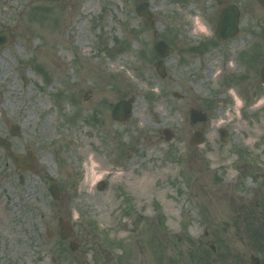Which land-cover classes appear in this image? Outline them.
I'll return each instance as SVG.
<instances>
[{
	"label": "rangeland",
	"instance_id": "obj_1",
	"mask_svg": "<svg viewBox=\"0 0 264 264\" xmlns=\"http://www.w3.org/2000/svg\"><path fill=\"white\" fill-rule=\"evenodd\" d=\"M85 1L0 0L9 34L0 135L15 153H34V169L18 171L0 148V264H264L253 232L264 233V10L256 0ZM142 1L152 28L134 11ZM228 2L239 5V32L221 42ZM159 40L169 47L163 78L153 65ZM130 97L131 115L112 120V106ZM190 109L207 120L192 123ZM195 130L204 138L191 146ZM58 216L78 250L59 239Z\"/></svg>",
	"mask_w": 264,
	"mask_h": 264
},
{
	"label": "water",
	"instance_id": "obj_2",
	"mask_svg": "<svg viewBox=\"0 0 264 264\" xmlns=\"http://www.w3.org/2000/svg\"><path fill=\"white\" fill-rule=\"evenodd\" d=\"M258 3L264 8V0H257ZM136 12L139 15H143L146 19H148L151 23V26L154 23V20L152 18L151 13L148 11L147 9V4L143 3V4H139L136 7ZM239 9L237 7L236 4L234 3H230L228 5H226L225 7H223L220 10V15L218 17V21H217V28H216V34L217 37L221 40H227L229 38H232L238 31V20H239ZM4 43H6V35H0V46L3 45ZM156 51L159 55L165 56L167 54V46L163 41H159L156 46ZM157 70L163 74V64L162 61H159L157 63H155ZM261 81L262 83H264V64L263 67L261 69ZM132 101V98L129 100H120L118 103H116L112 109L111 112V116L113 119L115 120H119V121H123L125 118L128 117L129 113H130V102ZM191 116H192V121H197V120H205L206 119V114L205 113H200L198 111H191ZM10 133L12 135H15L18 133V127L12 126ZM224 132H221V136H224ZM203 141V135L200 131H196L191 144L195 145V144H199ZM0 146H2L3 148H5L8 153L9 156L11 158V160L15 163L17 168H23V169H31L30 165H26L23 160H25V158H32V153L29 152V154L27 155V157L23 156V157H18L15 154H13L10 150V143L4 139L0 137ZM100 187L103 186V183H100L99 185ZM49 192L51 193V195L53 196V198H57L58 193H57V187L56 184H52L49 187ZM58 226H59V234H60V238L61 239H66L68 238V236L71 233V228L68 226V222L67 221H63L62 218H59L58 221ZM69 248L71 250H75L78 247V244L75 241H70L69 242ZM253 264H258V259L257 258H252Z\"/></svg>",
	"mask_w": 264,
	"mask_h": 264
},
{
	"label": "bare ground",
	"instance_id": "obj_3",
	"mask_svg": "<svg viewBox=\"0 0 264 264\" xmlns=\"http://www.w3.org/2000/svg\"><path fill=\"white\" fill-rule=\"evenodd\" d=\"M87 4H89V7L92 5V3H90V1H85V3H84V5H87ZM84 24H85V21L84 20H82V21H79L78 23H76V28H77V31L78 32H80V31H82V29H83V27H84ZM195 25H196V27H195V30L197 31V30H200V31H203L204 30V28L201 26V24L199 23V21H196L195 22ZM84 37V35L83 36H79V37H77V44H79V45H83V38ZM63 42V44H66V42H64V40L62 41ZM212 65H213V62H211L210 64H209V67H212ZM1 69V68H0ZM3 75V67H2V71H0V77ZM213 75V73H212V71L211 70H208V71H206V73H205V79H208L210 76H212ZM54 83H52L51 84V86L53 85ZM155 85V84H154ZM140 91V88L138 87L137 89H136V92H139ZM38 103H39V101H38ZM43 103H45V102H43ZM3 106H5V105H3ZM150 112H151V114L153 115V117H154V119H157V115H156V110L155 109H150ZM48 120V119H47ZM44 124H45V122H44ZM45 128V127H44ZM91 158L92 157H90L89 158V160H87L86 161V168H87V171H88V175H94V170L98 167L97 165H95V164H93V162H92V160H91ZM45 159H42V161H44ZM91 178H93L94 179V177H91ZM143 186H142V182L140 183V188H142ZM0 215H1V213H0Z\"/></svg>",
	"mask_w": 264,
	"mask_h": 264
}]
</instances>
